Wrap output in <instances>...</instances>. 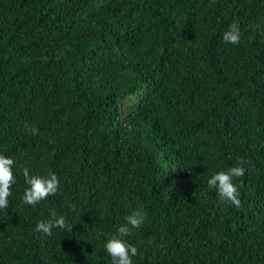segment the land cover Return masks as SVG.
<instances>
[{"label": "trees", "instance_id": "obj_1", "mask_svg": "<svg viewBox=\"0 0 264 264\" xmlns=\"http://www.w3.org/2000/svg\"><path fill=\"white\" fill-rule=\"evenodd\" d=\"M0 154V264H112L137 209L132 264H264V0H0ZM238 162L235 207L207 179Z\"/></svg>", "mask_w": 264, "mask_h": 264}, {"label": "clouds", "instance_id": "obj_2", "mask_svg": "<svg viewBox=\"0 0 264 264\" xmlns=\"http://www.w3.org/2000/svg\"><path fill=\"white\" fill-rule=\"evenodd\" d=\"M241 39L240 26L233 22L228 30L223 33V40L226 43L238 45ZM25 131L35 135L38 131L35 126L29 128L25 125ZM14 161L5 155L0 154V209L8 208V197L11 195V186L14 183L12 166ZM238 162L236 166L230 167L227 171H218L207 179L209 189H215L220 202L230 203L240 207L239 192L237 186L232 182L233 178L244 175V168ZM25 183L28 187L24 190L23 202L26 205L34 206L51 195H55L59 188V179L54 173L47 176L32 175L27 169L23 172ZM145 214L137 209L125 217L126 224L118 228L116 234H106L107 239L104 248L112 259V264H132V257L136 256L138 249L125 242L123 237L131 234V229L140 228L145 222ZM65 217L57 215L53 210L50 212V219L37 223L35 230L45 235H52L53 228H65Z\"/></svg>", "mask_w": 264, "mask_h": 264}]
</instances>
